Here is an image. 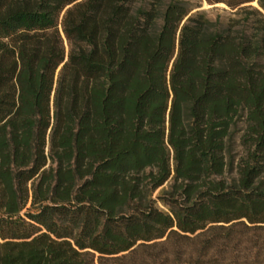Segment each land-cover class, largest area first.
I'll return each mask as SVG.
<instances>
[{"label":"trees","instance_id":"1","mask_svg":"<svg viewBox=\"0 0 264 264\" xmlns=\"http://www.w3.org/2000/svg\"><path fill=\"white\" fill-rule=\"evenodd\" d=\"M190 13L0 0V264H264V18Z\"/></svg>","mask_w":264,"mask_h":264},{"label":"rangeland","instance_id":"2","mask_svg":"<svg viewBox=\"0 0 264 264\" xmlns=\"http://www.w3.org/2000/svg\"><path fill=\"white\" fill-rule=\"evenodd\" d=\"M170 1V0H169ZM181 1L191 9L190 14H202L205 19L209 21L211 26L218 27L221 30L230 28L233 31H240L242 27H247V24L244 25V19L247 14L252 13V17H255L253 13L258 11L261 14V17L264 18V11L259 9L256 2L249 3L238 7L235 10H231L227 3L232 0H175ZM249 27V26H248ZM66 51L67 47L65 46ZM241 127L239 123L235 129V136L233 137L231 144L232 154L235 155L237 159L238 154L240 153V148L238 146V131ZM160 189L154 193V197L159 193Z\"/></svg>","mask_w":264,"mask_h":264}]
</instances>
